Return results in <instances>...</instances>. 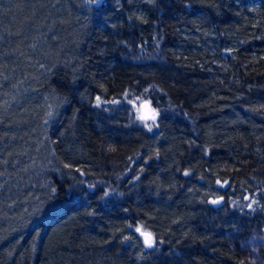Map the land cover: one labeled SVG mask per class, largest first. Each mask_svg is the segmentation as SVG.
Segmentation results:
<instances>
[{"label":"trees","instance_id":"1","mask_svg":"<svg viewBox=\"0 0 264 264\" xmlns=\"http://www.w3.org/2000/svg\"><path fill=\"white\" fill-rule=\"evenodd\" d=\"M232 232L264 233V0H0V264H243Z\"/></svg>","mask_w":264,"mask_h":264},{"label":"rangeland","instance_id":"2","mask_svg":"<svg viewBox=\"0 0 264 264\" xmlns=\"http://www.w3.org/2000/svg\"><path fill=\"white\" fill-rule=\"evenodd\" d=\"M234 248L243 255V264H264V233L243 235L237 232L230 234Z\"/></svg>","mask_w":264,"mask_h":264},{"label":"snow or ice","instance_id":"3","mask_svg":"<svg viewBox=\"0 0 264 264\" xmlns=\"http://www.w3.org/2000/svg\"><path fill=\"white\" fill-rule=\"evenodd\" d=\"M97 100H99V97H97ZM217 183H219V181ZM215 202L216 201H214V203ZM136 231L137 232H140L141 235L145 237V244L147 246L151 247L152 246V243H153V241H152V234L151 233H147V232H143L140 227H137L136 228Z\"/></svg>","mask_w":264,"mask_h":264},{"label":"water","instance_id":"4","mask_svg":"<svg viewBox=\"0 0 264 264\" xmlns=\"http://www.w3.org/2000/svg\"><path fill=\"white\" fill-rule=\"evenodd\" d=\"M136 232H137V231H136ZM143 232H145V231H143ZM137 234L142 238V241H143V243L145 244V237L142 236L140 232H137ZM145 245H146V244H145ZM152 246H153V243H152ZM152 246H151V247H152Z\"/></svg>","mask_w":264,"mask_h":264}]
</instances>
